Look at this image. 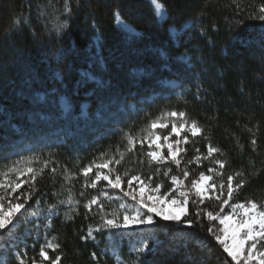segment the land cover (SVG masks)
I'll return each mask as SVG.
<instances>
[{"label":"trees","instance_id":"trees-1","mask_svg":"<svg viewBox=\"0 0 264 264\" xmlns=\"http://www.w3.org/2000/svg\"><path fill=\"white\" fill-rule=\"evenodd\" d=\"M157 1L167 12L162 23L148 0H67V12L65 0H0V182L16 181V170L29 166L39 173L34 184H24L4 204L31 191L24 217L34 211L47 215L50 208L56 213L49 225L26 236L21 253L26 264H50L57 255L60 264H117L104 253V230L95 233V240L88 237L100 214L97 205L91 212L84 205L99 196L106 213L123 210L118 201L103 197L105 181L91 188L95 167L88 177L82 170L120 159L121 153V163L109 165L113 174L151 177V184H162L163 192L172 175L182 177L186 169L189 185L201 172L215 168L217 160L224 161L215 177L218 183L235 176L234 187L239 180L245 183L234 199L264 205V21L255 18L264 0ZM118 17L140 34L120 29ZM65 22L67 27L60 28ZM187 23L190 29L175 43L171 29L182 30ZM183 57H190L191 66ZM163 80L180 82L179 94L164 87ZM155 94L160 96L153 102L141 103ZM62 95L73 105V114L66 118L58 104ZM83 102L89 104L87 120L79 117ZM130 105L138 109L118 112ZM171 111L184 112L189 124L195 120L203 129L190 137L180 168L147 156V137L162 133L152 130L151 122L168 123L170 131L176 121L167 115ZM113 112L121 119L112 125ZM128 136L135 140L131 150ZM18 143L25 150L19 151ZM209 144L220 151L205 158ZM198 154L201 161L189 163ZM123 182L127 184V177ZM219 205L214 199L199 206L190 201L185 218L200 207L218 212ZM154 220L149 251L134 254L124 244L122 264H236L207 232L210 224L214 229L217 224L206 216L193 227ZM17 232L25 234V228ZM49 242L59 247L47 248ZM44 246L47 261L39 256ZM19 261L10 254L7 264Z\"/></svg>","mask_w":264,"mask_h":264},{"label":"snow or ice","instance_id":"snow-or-ice-1","mask_svg":"<svg viewBox=\"0 0 264 264\" xmlns=\"http://www.w3.org/2000/svg\"><path fill=\"white\" fill-rule=\"evenodd\" d=\"M152 2L156 6L159 14V10H161L163 6L158 4L157 0H152ZM65 11H69L67 0H65ZM164 15H166V13ZM161 18H163V16H161ZM255 18L264 21V6L259 7V14ZM59 27H67L66 22L59 25ZM120 27L131 31L129 26L122 22ZM39 99L43 100V97H39ZM167 115L180 118V123L177 124L176 122H173L170 133L163 137L164 141L167 143L169 156L165 157L156 150L148 151L147 156L157 164L166 162L170 159L177 168H180L181 160L177 159V155L181 151H184V149L178 146L181 144H187L189 142L188 137L184 136L182 139L175 140L174 143H168V141L171 140L173 135L180 137L181 132L185 129H187L192 137L201 134L203 129L195 120L191 121L189 124V121L185 119L186 114L184 112L171 111ZM150 127L152 130L157 128H168V124L159 121H152ZM147 138L150 140L149 148H151L152 144H156L157 149L161 147V145L156 143L161 139L159 135L152 137L150 134ZM127 139L129 150H131L135 146V140L131 136H128ZM255 143L256 141L252 140V144L255 145ZM219 151L220 149L209 144L207 147V156L205 158L211 157L214 153ZM198 152L199 150L197 149V153ZM122 159L123 153L120 154V159L113 157L102 163L90 164L82 170L83 176L88 177L89 174L92 173L93 167L97 169L95 177L90 184L93 189L97 188V185L101 181H105L107 186L111 188H120L124 177H127V188L129 191L125 192V195L130 196L131 199L136 202V206H134L131 211L125 210L119 215H116L115 213H106L104 211V205L100 203L99 196H94L89 199L84 207L91 212L92 206L97 205L98 213L100 214V223H98L95 228L89 229L88 237L95 239L93 232H102L105 229H127L130 223L151 226L156 223L154 216L160 217L164 221H175L178 224L183 223L187 227H193L203 216H206L209 222L218 221L219 225L222 226L218 229L219 234H217V230L214 229L211 224L207 227V232L214 237L215 241L222 246L223 251L227 253L236 264H240L241 259L244 260V264H251L252 261H255L256 264H264V250H261V248H264V205H258L255 201L235 203L231 205L230 213L224 215L220 214L224 212L225 206H228L229 201L233 197L234 191L243 187L245 181H237L234 187L233 181L235 176L230 175L227 177L226 184L224 181L209 184V181H213V175H205L201 172L198 178L191 180L189 185H185L184 181L189 176V172L185 169L182 172V177L178 175H172L170 177L171 185L167 191L162 193L161 189L163 185L157 184L153 186L151 184V177L142 178L140 174L130 175L128 172H125L123 176L119 173L113 174V169L109 168V165L113 164V162L116 165H119ZM200 161L201 156L198 154L194 157V161H189V163H199ZM216 163L219 165L220 169L225 167L224 161L217 160ZM104 169H108L107 173L104 172ZM16 171V181L7 180L6 182H0V189H10V192L0 193V230L7 229L9 225L13 224V218L16 213L25 208V204L32 198L33 193L31 191L21 193V195L17 196L15 200L9 199L7 206L4 204L6 197L16 193L24 184H34L36 176L39 175V173L30 166ZM42 171L43 169H41V172ZM52 171L55 172V169H52ZM208 171L213 174L217 173L215 168H209ZM6 175L7 174H5V176ZM23 175H28V179H20ZM219 175L222 176L223 173L221 172ZM239 175L240 173H236V176ZM134 183L139 184L141 193H143L144 188H149L151 194L146 198L143 195L138 196L137 194H134L136 192V189L133 188ZM88 186L89 185L86 183L85 187ZM225 188H227V198L222 199ZM217 190H219L220 193L215 196V199L220 201L218 212H213L200 207L191 218H182L189 216L188 204L193 194L196 196V202L199 206L203 205L206 199H211V197L207 195L209 191L216 192ZM174 193H176V195H173ZM102 194L107 195L106 193ZM68 202L71 203L70 200ZM165 202L176 206L180 210L181 215L166 214L162 207ZM119 207L125 209L126 206L120 204ZM53 208H55V206H53ZM49 213L52 215L56 214L53 212L52 208L49 209ZM33 215H35V213H33ZM88 237H85L84 239H87ZM246 245L247 248H245ZM258 245L260 247H258ZM46 247L56 250L59 245L49 242ZM147 250H149L147 242H142L136 249L138 254H142ZM39 256L42 260H50L48 252L43 247L39 252ZM60 260L61 257L57 255L54 259L50 260V264H60ZM19 264H26V262L23 259H20ZM33 264H36V262L33 261Z\"/></svg>","mask_w":264,"mask_h":264},{"label":"rangeland","instance_id":"rangeland-1","mask_svg":"<svg viewBox=\"0 0 264 264\" xmlns=\"http://www.w3.org/2000/svg\"><path fill=\"white\" fill-rule=\"evenodd\" d=\"M148 1L153 6L159 22H161V23L164 22L167 19V12H166L165 8L162 7V9L159 10V14H158V10H157L156 6L153 4L152 0H148ZM157 3L162 5L158 1H157ZM165 13H166V15H164ZM161 16H163V18H161ZM121 22L123 24H127L131 31L121 28L120 27ZM117 26L120 29H122L123 31H125L126 33L130 34V35H139L140 34L134 27H132L128 23L124 22L119 17L117 18ZM190 27H191V23H187L182 28V30H177L175 28H172L171 29V36H172L174 42L177 43L178 40H179V37L181 35H183V33L186 32L188 29H190ZM99 41H100L99 37L94 38V45H95L96 48L99 47L98 46ZM181 60L184 63H186L189 66H191L190 57H183V58H181ZM91 80H93V78ZM160 83L164 87H167V88H169L171 90H174L177 93H178L179 89L181 88L180 82H178L176 80H163ZM159 96H160V94H155L152 97H150L149 99L142 100L141 103L153 102ZM39 97H43V100H41V101L45 100L44 94H40L38 96V98ZM58 104L60 106V109H61V112H62V115H63L64 118L69 117V116H71L73 114V105H72V102H71V100H70V98L68 96H66V95L60 96ZM81 107H82L81 108L82 113H81V115L79 117L81 119H83V120L89 119V112H88L89 104L87 102H83ZM137 109L138 108H137L136 105H130L128 108H126L124 106H120L118 108V112L126 114L128 111L135 112ZM96 116H97L98 119H101L102 118V113L99 111ZM109 119H113V121L111 122L112 125H113V124H116L117 120L121 119V116H119L118 114L116 115L113 112V113L110 114ZM173 119L176 120L175 122L177 124L180 123V121H179L180 118L179 117H173ZM105 122H107V121L105 120ZM155 130H161L162 131V133H155V134L152 135V137H154L156 135H159L161 137V139L156 142L157 144L161 145V147L159 149H157L156 148V144H152V146L150 148V151L151 150H156V151L160 152L163 156L167 157V156H169V151H168V148H167V143L164 141L163 137L165 135H168L170 133L171 129H170V131H168L169 130L168 128H157ZM184 136L188 137V141H189L190 137H192L191 134L187 131V129H185L184 131L181 132L180 137H177V136L173 135L171 137V140L168 141V143H174L175 140L182 139ZM53 140L59 141V140H56V139H53ZM149 143H150V140L148 141V145H149ZM186 145L187 144H181V145L178 146V147L183 148L184 151H181L177 155V159L180 160L181 157L183 155H185V146ZM17 148L19 149V151L25 150V148L21 147L19 145V143L17 144ZM27 149H29V148H27ZM169 161H171V160L169 159L166 162H169ZM166 162H162V163H166ZM200 166H202V164ZM215 169L217 170V173H218L219 172L218 169H220L218 164L215 167ZM107 171H108V169H104L105 173H107ZM203 173L205 175H213V181H209L208 182L209 184H211L213 182L218 183V181L215 178L217 173L213 174V173H210L208 170H206ZM185 181H184L185 185H188L187 182H185ZM133 188L136 189V192L134 194H137L138 196L139 195H143L146 198L149 194H151L149 188H144L143 193H141L140 192V186H139L138 183H134L133 184ZM121 189H123V190H121ZM114 190L120 191L121 195H116V194L114 195L113 194ZM127 191H129V189L127 188V184L122 182L120 188H111V187L108 186L106 188V192H104L107 195H103V197L106 198V199H109V200H116L120 204H124L126 207H125V209H122L123 211H125V210L131 211L134 208V206H136V202L133 201L130 196H126L125 195V192H127ZM161 192L163 193L162 189H161ZM226 192H227V188H225V192H224L225 196L223 195L222 197L227 198L226 197ZM234 193H235V191H234ZM234 193H233L232 199L229 201L228 206H225L224 212L220 213L221 215L230 213L232 204L242 203V202H238V201H236L234 199ZM219 194H220L219 190H217L216 192L209 191V193L207 195L210 196L211 199H206L205 202L209 201V200H213V199L216 201L215 196L219 195ZM173 195H176V193H174ZM190 201L191 202L192 201H197V198H196V196L194 194L191 196V198L189 200V203H190ZM7 204H8V202L5 204V206H7ZM162 207H163V210L165 211L166 214L181 215L180 210L176 206L170 205L167 202H165V204ZM5 210H6V207H5ZM24 211H25V208L22 209L20 212L16 213L15 217L13 218V224L9 225L7 229L0 230V264H7V259H8V256L10 254L15 255L19 259H22V254L21 253H23V254L25 253L24 246L27 245L26 236H29L33 229L39 228V227L41 228L44 223H47L49 225L50 224V220L53 217L52 214L49 213V214L45 215L42 211L31 212L28 216L24 217L25 216V215H23ZM33 213H35V215H33ZM154 217H156V216H154ZM157 218L161 219L160 217H157ZM182 218H185V217H182ZM166 222H175V221H166ZM215 223L217 224V227L215 229L217 230V234H219L218 229L220 227H222V226L219 225L218 221H215ZM22 227L25 228V232H24L25 234L17 232ZM152 227H153V225L145 226V225H138V224L130 223L129 227L127 229H120V230L105 229L104 231L107 234V246H106V249L104 250V253H109L110 256L115 259L117 264H122L123 260H122V256H121V250H122L123 245L126 244L129 247V250H130L131 253L138 254L136 249L141 245V243L142 242L149 243V239L152 238L151 235H149V233H148V232H150L153 229ZM95 233H98V232H93V236H95ZM95 239H96V236H95ZM95 239H92V240H95ZM154 241L157 242L156 240H154ZM258 247H260V246L258 245ZM44 248H45V246H44ZM245 248H247V245L245 246ZM261 250H264V248H261ZM148 251L149 250L145 251L144 253H146ZM233 262L236 263L235 261H233ZM36 264H40V263H36ZM240 264H244V260L243 259H241ZM251 264H256V262L252 261Z\"/></svg>","mask_w":264,"mask_h":264}]
</instances>
